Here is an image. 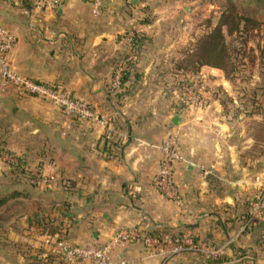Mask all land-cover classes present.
Wrapping results in <instances>:
<instances>
[{"label":"crops","instance_id":"0c3cea01","mask_svg":"<svg viewBox=\"0 0 264 264\" xmlns=\"http://www.w3.org/2000/svg\"><path fill=\"white\" fill-rule=\"evenodd\" d=\"M54 1L0 0V24L16 35L8 62L109 120L77 119L0 75V149L24 162L20 172L0 158V196H8L0 264H90L65 262L45 239L100 244L131 228L227 244L218 254H172L125 241L112 248L110 264H264V217L246 223L255 178L264 179V104L237 107L233 116L219 107L217 117L183 106L164 86L176 45L157 41L165 31L143 21L136 0H102L96 14L83 0ZM131 30L143 37L134 51L124 40ZM120 66L126 75L113 87ZM209 74L237 102L223 71ZM170 130L183 156L173 173L176 201L155 184Z\"/></svg>","mask_w":264,"mask_h":264},{"label":"rangeland","instance_id":"374dc122","mask_svg":"<svg viewBox=\"0 0 264 264\" xmlns=\"http://www.w3.org/2000/svg\"><path fill=\"white\" fill-rule=\"evenodd\" d=\"M241 3L243 6L253 7L251 0H244ZM134 4L145 12L143 16L145 23L154 22V28L151 29L161 28L165 31L157 41L176 45L173 46L171 54L176 62L167 67L173 74L171 79L164 83L169 91H175L178 96L183 93V86L189 85L194 89L205 86L203 97L206 107L203 109L210 108L215 112L216 117L219 107L221 111L232 113L231 116L237 107L242 109L251 107L254 110L262 107L264 104V10L262 8L256 14L262 20L259 28L248 34L226 35L231 50L236 51L235 47L238 46L237 51L233 53L237 55L234 60L236 64L234 70L226 74L223 72L226 80L231 83V89L238 92V100L234 102L232 96L221 86L209 81L207 74L210 75L212 66L201 65L196 57L199 38L216 25L221 11L227 5L226 0H136ZM132 33L135 35L134 31ZM130 42L132 43V40ZM178 99L181 102L184 96L182 100L179 97ZM182 105L185 106L184 103ZM5 155L12 154L0 152V158L5 159L4 162L11 166L13 163L8 161ZM5 204L0 205V211ZM0 227L2 228V225Z\"/></svg>","mask_w":264,"mask_h":264},{"label":"built area","instance_id":"2783aa9c","mask_svg":"<svg viewBox=\"0 0 264 264\" xmlns=\"http://www.w3.org/2000/svg\"><path fill=\"white\" fill-rule=\"evenodd\" d=\"M45 3H50L55 7L54 0H40ZM89 3L92 7L93 13H99L102 7V0H83ZM133 33L127 32L124 35L125 42L131 41ZM16 42L15 33L8 27L0 24V75L4 82H8L13 86L19 88L25 93L40 99L46 100L65 113L81 120H91L93 122L105 124L107 122L106 116L99 115L84 102L73 97L70 93L63 91L61 88L54 85H46L44 83L32 80L18 72L10 66L8 62V54ZM123 68L117 67L114 70L112 86L118 87L121 84ZM205 93V86L199 88H192L191 86H183L184 102L186 106L197 109L206 107V101L203 97ZM110 133H107L109 136ZM162 157L158 171L155 176V184L164 198L171 201L177 200V193L175 183L173 180V173L175 164L183 161V156L179 147L177 135L174 131L167 132L164 140L161 143ZM8 161L15 163L16 157L13 155L4 156ZM52 179L53 177H49ZM258 183V190L256 194L249 200L248 217L246 223H252L256 219L264 217V179L255 178ZM141 240L142 243L150 250L158 253L165 252V247L169 248L170 253H181L184 251L207 252L209 254H218L222 251L223 246L213 248L203 241L196 240L191 236L175 235L169 232H162L157 235H148L142 233L139 229L131 228L123 230L118 233L112 240L100 244H73L69 245L63 240L53 241L49 238L45 239V243L51 245L61 255L62 259L67 263L78 261H89L90 264H110L111 250L121 242ZM119 264H124L121 261Z\"/></svg>","mask_w":264,"mask_h":264},{"label":"trees","instance_id":"16d2710c","mask_svg":"<svg viewBox=\"0 0 264 264\" xmlns=\"http://www.w3.org/2000/svg\"><path fill=\"white\" fill-rule=\"evenodd\" d=\"M226 1L227 5L224 10L221 11L216 25L211 29V31L199 38V44L196 48V57L199 59L201 65L206 64L215 68H219L224 72V74L234 70L236 66L234 60L235 57H237V55L233 54L235 49L233 51L228 46L226 35L232 36L234 34H248L249 32L259 28V26L262 24V20L259 19L256 14L260 11V8L264 10V0H251L253 7L243 6V3L241 2L244 0ZM131 40V51H134L138 44L143 40V37L139 34H135ZM235 48L237 51L238 46ZM125 73V70H123L121 84L124 81V76L126 75ZM182 84L183 83H181V85ZM183 96V93L178 95L181 100ZM181 102L186 106L183 100ZM0 152H7V154H10L4 149H0ZM23 165L24 162H22L19 157H16V162L11 166L13 169H18L20 172H23ZM7 197L8 196L0 197V205H4L6 203V200L8 199ZM147 234L157 235L160 234V232L156 230L150 231Z\"/></svg>","mask_w":264,"mask_h":264},{"label":"water","instance_id":"95a60500","mask_svg":"<svg viewBox=\"0 0 264 264\" xmlns=\"http://www.w3.org/2000/svg\"><path fill=\"white\" fill-rule=\"evenodd\" d=\"M171 121H172V123H173L174 125H177V124L180 122V117H179L178 115L175 114V115L172 117ZM104 144H105V141L103 140V141L101 142V148L104 146Z\"/></svg>","mask_w":264,"mask_h":264}]
</instances>
